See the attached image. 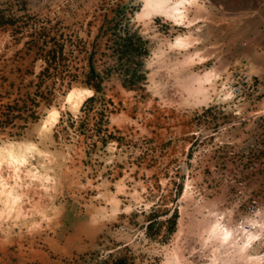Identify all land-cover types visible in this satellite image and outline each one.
<instances>
[{
	"label": "rangeland",
	"instance_id": "1",
	"mask_svg": "<svg viewBox=\"0 0 264 264\" xmlns=\"http://www.w3.org/2000/svg\"><path fill=\"white\" fill-rule=\"evenodd\" d=\"M142 1L0 0V143L35 144L43 155L32 162L52 176L26 180L25 217L0 221V264H167L173 251V264H235L211 261L214 246L196 227L214 205L209 157L205 141L187 150L186 135L209 105L264 111V0H239V9L198 0L188 28L137 18ZM127 32L143 42L130 55L139 77L131 86L114 47ZM183 34L189 45L169 48ZM89 57L104 77L97 92L82 83ZM211 69L219 76L198 104L183 82ZM241 75L254 78L259 95L220 99V77L230 91ZM74 88L93 92L77 111L66 101ZM52 109L58 120L41 131ZM226 111L232 121L236 111ZM196 124L202 132L217 125ZM191 184L197 191L183 197Z\"/></svg>",
	"mask_w": 264,
	"mask_h": 264
},
{
	"label": "built area",
	"instance_id": "2",
	"mask_svg": "<svg viewBox=\"0 0 264 264\" xmlns=\"http://www.w3.org/2000/svg\"><path fill=\"white\" fill-rule=\"evenodd\" d=\"M220 78V99L228 92L239 100L259 95V84L249 75L237 77V86L230 91L225 78ZM228 107L236 111L232 121L226 117ZM257 109V105H209L193 114L194 121L186 136L191 138L187 150L194 143H207L204 151L209 157L208 186L214 204L210 211L218 213L219 220L233 230L236 240L249 238L247 250L259 253L264 263V111ZM197 122L217 125L202 132V124ZM187 190L197 191L193 184Z\"/></svg>",
	"mask_w": 264,
	"mask_h": 264
},
{
	"label": "bare ground",
	"instance_id": "3",
	"mask_svg": "<svg viewBox=\"0 0 264 264\" xmlns=\"http://www.w3.org/2000/svg\"><path fill=\"white\" fill-rule=\"evenodd\" d=\"M197 1L198 0H143L141 9L136 16L139 19H150L151 17L161 16L170 20L175 25L184 24L188 28L191 23H193V20H189L188 18L189 8L199 6ZM228 2L238 9L243 5L239 0H229ZM190 42V35L183 34L177 35L174 42L168 45L171 49L181 48L189 45ZM190 62L191 57L187 55L184 57L181 64H188ZM216 76L219 75L214 69L206 70L202 74L189 73L186 80L183 82V89L186 90L198 104L207 102L210 97L209 89L213 88V84H215L213 81L216 79ZM92 93L93 92L87 88H74L67 93L66 101L71 110L77 111L84 100L92 96ZM189 104L192 103L190 102ZM58 117L59 112L56 109L50 110L40 123V130L49 131L57 122ZM41 155L43 154L33 143L15 141H3L0 143V221L19 220L24 218L25 214L21 208V203L24 198L23 187L34 181L43 180L48 182L52 179L51 175L42 173V164L35 165L32 162V159L36 160ZM26 180H29V183H27ZM187 189L188 185L185 187L183 197L189 195ZM202 217L203 219L197 223L196 227H198L199 232H201L204 242L214 246L211 261L214 262L217 260L216 256L221 255L223 262H234L235 264H264L259 253H249L247 250L249 238L243 241L236 240L233 230L219 220L218 213L207 210L206 215ZM165 261L167 264H173V262L176 261L174 251L166 256Z\"/></svg>",
	"mask_w": 264,
	"mask_h": 264
},
{
	"label": "trees",
	"instance_id": "4",
	"mask_svg": "<svg viewBox=\"0 0 264 264\" xmlns=\"http://www.w3.org/2000/svg\"><path fill=\"white\" fill-rule=\"evenodd\" d=\"M142 39L140 37H136L134 34H129L128 32L123 36L119 37L117 41H114V47L115 50L120 53L121 57L119 60L125 59L124 63L119 64V68L122 70V82L124 86H131L135 80H137L139 77L135 75V69L132 67V61L130 59V55L133 51H135L137 54H140L141 52L137 49H135V44L140 45L142 44ZM117 66V67H118ZM88 68L89 71L85 73L84 75V81L82 83L94 91H99L101 89V83L104 80V77H102L99 73L95 72V69L93 67L92 58H88ZM129 74V77L127 78V75ZM174 218L173 216L171 220V228H173L174 225Z\"/></svg>",
	"mask_w": 264,
	"mask_h": 264
}]
</instances>
